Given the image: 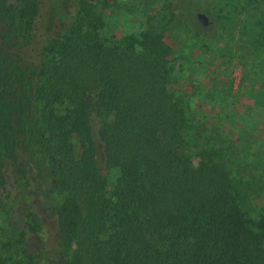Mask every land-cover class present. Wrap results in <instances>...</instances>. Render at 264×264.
Returning <instances> with one entry per match:
<instances>
[{
	"label": "trees",
	"instance_id": "obj_1",
	"mask_svg": "<svg viewBox=\"0 0 264 264\" xmlns=\"http://www.w3.org/2000/svg\"><path fill=\"white\" fill-rule=\"evenodd\" d=\"M49 1L0 0V203L21 252L48 232L52 264H264V215L242 212L214 154L182 151L189 118L161 31L108 44L101 0ZM20 178L39 211L9 193Z\"/></svg>",
	"mask_w": 264,
	"mask_h": 264
},
{
	"label": "rangeland",
	"instance_id": "obj_2",
	"mask_svg": "<svg viewBox=\"0 0 264 264\" xmlns=\"http://www.w3.org/2000/svg\"><path fill=\"white\" fill-rule=\"evenodd\" d=\"M96 5L104 21L101 35L108 44L145 28L161 31L171 49L166 87L189 118L182 151L193 160L214 154V162L230 171L245 194L242 212L264 215V47H258L264 42V2L101 0ZM193 8L208 16V25L200 26L191 16ZM91 123L95 132L93 116ZM42 162L38 155L29 159L37 186L45 181ZM28 185L20 178L7 187L13 198L24 199L21 207L27 201L39 211L43 202L30 197ZM4 195L0 188V198ZM53 196V201H60ZM8 208L9 204L0 203V264H52L48 232L28 236L26 247L32 258L21 252V236L4 218ZM235 213L242 218L240 211ZM45 222L47 229H53L50 219Z\"/></svg>",
	"mask_w": 264,
	"mask_h": 264
},
{
	"label": "water",
	"instance_id": "obj_3",
	"mask_svg": "<svg viewBox=\"0 0 264 264\" xmlns=\"http://www.w3.org/2000/svg\"><path fill=\"white\" fill-rule=\"evenodd\" d=\"M195 16H196L197 21L200 23L201 26H206L210 22L208 16L202 11H197L195 13Z\"/></svg>",
	"mask_w": 264,
	"mask_h": 264
},
{
	"label": "flooded vegetation",
	"instance_id": "obj_4",
	"mask_svg": "<svg viewBox=\"0 0 264 264\" xmlns=\"http://www.w3.org/2000/svg\"><path fill=\"white\" fill-rule=\"evenodd\" d=\"M192 13L195 14L197 11L193 8L191 9Z\"/></svg>",
	"mask_w": 264,
	"mask_h": 264
}]
</instances>
